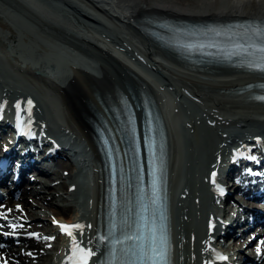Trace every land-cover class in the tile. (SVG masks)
<instances>
[{
    "label": "bare ground",
    "instance_id": "1",
    "mask_svg": "<svg viewBox=\"0 0 264 264\" xmlns=\"http://www.w3.org/2000/svg\"><path fill=\"white\" fill-rule=\"evenodd\" d=\"M31 1L38 2L37 4L40 6L42 4L44 10L47 12L49 10L51 14L57 12V15H55L59 16L58 18L63 24L73 23L76 15L84 17L97 28L99 33L95 31L90 24L84 21H80V23L84 25L79 22L77 23L83 31L79 30L78 34H74L71 31L67 32L63 28H57L54 24L47 23V21L42 20L43 18L40 19L38 16L36 17L32 8L33 11L27 6L18 7L17 3L12 4L8 1L0 0V16L10 23L7 24V22H4L0 18V27L5 30V33L3 32L5 34L3 37L5 42L0 40V52L4 55V59L2 60L4 62L2 63L7 64L9 68L13 69L16 73L15 76L18 75L19 77L18 80H15V78L10 79L8 78L10 76L7 77L5 75V78L10 79V82H8L7 79L5 80L0 76V107H3V112L5 113L14 112V114H17L19 111V117L28 121V128H30L35 136H38L40 142H46V138L54 140V142L59 144L61 148L60 152L62 154L69 153L70 155H68L71 156L73 161L78 163L80 169L89 167L92 172L91 175L94 186L92 192L93 197L86 196V193H88L87 188H84L76 180L81 170H77L76 173H74V177H71V171L74 168L70 164V166H67L68 169L65 168L69 176L62 177V182L54 185V187L49 185L52 177L47 174L43 176V185L46 190H50L49 194L53 193V189L54 192L65 189L64 194H60L57 197L64 199L70 198V207L67 210L59 206L58 208H54L53 204L45 203L43 201L44 199L38 200L37 196L39 193L30 191L26 194H22L20 201L10 203L12 207L20 204L23 205L22 209L25 210V215H22L20 211L17 213L13 210L12 216L18 218V221H20V217L25 220L37 216V214H42L44 216L52 215L57 217L55 220L61 221V224L64 225H83L86 218L85 215L79 213L77 205L80 199H85L82 208L85 206V209H88L87 207L91 206L89 207L90 209L87 216L88 222L85 223V227H83L82 230H79L80 236L82 241H85L84 244L86 246L88 245L89 248L95 252V257H98L102 252V248H99V250L95 248L97 207L100 195L99 155L90 138L83 117L79 112L80 107L86 103L96 113L106 118L102 107L94 96V88L103 86L114 89L116 92L123 95L130 103L137 117L138 128H140L141 112L135 107L139 100L140 84H144L155 99L158 108L160 105L163 110V103L160 101V96L157 94L161 88L158 90L160 86L154 81L151 76L152 74H150V72H145L142 68L137 66L135 62L116 52V50L111 47L113 41L115 45L124 47L133 55L136 53L134 51L135 49L139 51V53H136L137 55L141 54L146 56L148 60L145 59V61H149L154 68L159 70L162 74L161 76L164 77V84L161 85L164 87L162 92H165L167 87H173L172 90L175 96L182 101H184V99H188L189 102L193 101L195 108H197L196 111L201 115V117H197V114H193V111L189 113L190 111L183 106L181 101H178L180 111L186 115H190V117L188 116L189 119L186 120V123H184L185 120L183 121V126L181 127L183 130L182 135L181 129L179 133L176 132L179 137L174 136V132L171 134L172 129L168 131V197L173 264H176L177 258H179L177 264H207L208 260H212V247L210 242L212 241L211 235L213 232L209 233L210 223L213 224L211 227L213 231L217 229V209L213 205L215 198L208 179L213 172L218 174L217 170L219 168L232 167L230 162H232V164H239L238 157L240 155L249 151H254L258 149L259 145L261 147V145L264 144V115L254 117L241 111L237 114H227L224 112V109L228 103L227 101H233L243 107L260 106V108H264L263 104L248 100V92H243L242 94L234 93L240 90L245 84L254 81H264V78L252 74H247V76H245V73H243L239 74L244 76L241 78L217 81L215 80L216 78L229 77L233 75V73H241L221 67H212V69L210 68L199 72L195 71V75L200 77L197 79L173 75L164 62L180 72H185L184 69L177 67L180 65L176 63L175 56L155 47V45L142 36L138 29L131 23L149 14L197 21L231 20L234 18H247L248 16L260 20L264 19V10H262V3L264 0H214V2L213 0H79L84 3L91 12L85 10L86 8H83V6L81 8V4L78 6L73 0H56L62 1L65 7H67V10L61 9L62 13L60 12L61 10H59V13L55 9L48 7L44 3V1L47 0ZM4 5L8 6L6 9L10 8L14 9L15 12H22L19 13L22 16L23 14L31 16V18H33V21L30 19L31 24L39 28V32L44 35L46 39H50L51 37L57 41L63 42L75 50L76 54L84 56L87 62H82L81 59H75L78 57H73L65 50L45 45L31 31L17 26L15 21L11 18V15L8 14V11L4 9ZM67 11H69V15ZM106 20L120 23L118 27L122 26L120 27L121 29H126V35H131L132 39L134 37L136 41L134 42L142 47L144 52L140 51V48L132 43L133 40L130 42L124 37L126 35L123 34L122 36V33H120L118 29L116 33L114 32L115 34L111 33L115 35V37L112 38L113 35L111 36L107 33L109 31L105 27ZM13 25L20 28L22 31L20 39H16V33L11 28ZM114 30L115 29L111 30V32ZM97 35L103 41L105 39V41H93V38L99 39ZM99 43L103 46H110L111 52L120 57V61L125 62L126 65L121 64V62L115 60L108 54L110 50L109 47H105L104 50H101L103 48L99 47ZM7 48L13 51V54H10ZM158 52L166 61L160 58L164 62H157L158 60L154 61L152 58H149L156 56ZM61 58L64 59L62 63L66 66H62V64L59 63ZM142 58L143 56L141 59ZM82 65H84V67ZM209 70L213 72H209ZM91 71H94L97 76H93L92 73H90ZM36 72L38 74H36ZM172 76L178 77L179 80L177 81H179V83L175 81L177 78L174 80ZM211 79L213 81H210ZM24 80L29 82V86L24 83ZM214 80L217 82H214ZM11 81L22 85V88ZM174 81L176 82L175 85L173 84ZM39 82L51 90L50 94L54 99L53 101L62 109L64 125L61 123L58 124L57 122L54 124L55 121L53 122L52 118L48 119L50 115L46 116V118L48 117L47 119L42 116L43 114L40 116L38 111L40 107L39 102L31 89V86L34 87L33 83L39 84ZM25 87L28 89H25ZM28 100L32 101L30 109L27 104ZM18 103L20 104V109L16 107ZM230 104L231 103H229V105ZM43 110H45V108L42 109V111ZM43 112L47 114L46 111ZM162 113L166 115L164 110ZM12 120L13 118H11V121ZM8 121L9 118L0 119V122L4 125L7 124ZM198 121L202 124L200 127L208 131L203 140H198L199 136L192 139L190 134H184V132L189 133L188 130L191 128H196L194 131H198L200 128L198 127ZM165 123L167 126L168 123ZM52 125L53 127H51ZM109 126L111 127L110 123ZM212 129L215 132H213ZM209 133L212 135H209ZM177 140L182 142L183 146H185L187 153L185 156L189 160L187 164L182 163L181 167V149L178 148L179 142H177ZM192 141L196 142L195 145L198 149L193 147ZM30 143L35 146L38 141L36 142L35 139H33ZM261 148L264 149V145ZM178 152L179 155L177 158L176 155ZM60 167V163H57L55 167L56 172ZM67 181H70V184L64 188ZM244 181L245 183L248 182L245 179ZM180 183L182 184L181 191L176 194V186ZM70 186H73V193H69L68 188ZM181 194H185L183 199L178 198ZM28 198H33L30 204L27 202ZM227 207L228 208L225 206L222 211H219L224 216H227L231 211V206ZM25 225L26 223L23 224V226ZM30 226L32 229H35V224H30ZM54 229L53 226H47L44 230L40 227L38 233L41 230L43 232H50ZM56 229L59 231L60 227L58 226ZM38 233H36V235ZM181 237L183 239L180 242ZM34 239L35 238L28 241L26 249H31V253L35 254L36 259L43 260L42 264H51L53 255L51 253L39 252V243ZM68 244L69 246L72 245V240ZM254 250H256L255 245L247 249L248 253H252ZM6 252L8 256L15 257L17 260L13 261L11 264H37L31 260L32 257L24 253L22 254L19 248L8 247Z\"/></svg>",
    "mask_w": 264,
    "mask_h": 264
},
{
    "label": "rangeland",
    "instance_id": "2",
    "mask_svg": "<svg viewBox=\"0 0 264 264\" xmlns=\"http://www.w3.org/2000/svg\"><path fill=\"white\" fill-rule=\"evenodd\" d=\"M5 1H8V2H10V3H17V6L18 7H20V6H27L26 5V2H24V0H5ZM16 1V2H15ZM19 1V2H18ZM221 1V0H220ZM223 1V0H222ZM74 2L76 3V4H78V6H79V4H81V8H82V6H83V8H86L85 10H87V11H89V9H88V7H86L85 5H83V3H81V2H79V1H77V0H74ZM213 2H214V0H213ZM20 4V5H19ZM46 4H47V6L48 7H50L51 9H55L56 11H58L59 12V10H61V9H67V7H65V4L62 2V1H54L53 2V0H48V2H46ZM40 8L38 9V12H35L34 14L36 15V17L38 16L40 19H42V20H45V21H47V23H49V24H55L56 22L57 23H59L58 21H59V16H56L57 14V12L54 14H51V12L48 10V12L47 11H45L44 10V7L42 6V4H41V6H42V8H41V6L40 5H38ZM4 7H8L7 5H4ZM263 8V9H262ZM262 10H264V2L262 3ZM5 10H7L6 8H4ZM9 10H11L12 12H14V9H10V8H8ZM61 13H62V10L60 11ZM59 12V13H60ZM64 13V12H63ZM40 15H42V16H40ZM30 17V19H32L33 20V18H31V16H29ZM56 17V18H55ZM78 23V22H77ZM112 23V24H111ZM115 23V24H114ZM60 24H63V23H60ZM105 27H106V29L109 31V32H107V33H109L111 36L113 35V34H111V33H116V30L118 29L119 31H120V33H122V36H123V34L124 35H126L127 34V30L126 29H124V28H120V27H122V26H120V27H118V24L119 23H117V22H111V21H105ZM114 24V25H113ZM59 24H55L54 26L55 27H57ZM61 26V25H60ZM112 26H113V28H112ZM57 28H59V27H57ZM112 28V29H111ZM83 29H85V28H83ZM113 29H115L113 32H111V30H113ZM125 30V32H124V30ZM4 30V28H2V27H0V40L1 41H4L5 42V40L3 39V37H4V33H5V30ZM121 30H122V32H121ZM119 31H117V32H119ZM4 32V33H3ZM3 33V34H2ZM114 33V34H115ZM130 36V37H129ZM115 37V35H113L112 36V38H114ZM124 37H126L127 39H128V41H132V43L134 44V45H136L138 48H140V51H141V47L138 45V44H136L135 42V40H134V37H133V39H132V36L131 35H126V36H124ZM115 40V39H114ZM135 41V42H134ZM127 43V42H126ZM129 44V43H128ZM125 46V45H124ZM128 47H130V46H128ZM131 48L133 49V47L131 46ZM131 48H129V49H131ZM115 50H116V48H115ZM139 50V49H138ZM134 51L136 52V53H139V51H136L135 49H134ZM135 53V57H136V59H137V61H139V62H141V63H146L147 65V68L154 74V75H156L159 79H161V81H163V76H161L162 74L159 72V70L158 69H156V68H154L153 66H152V64L149 62V61H145V59L146 60H148L147 58H146V56H144V55H141V54H136ZM143 56V58L141 59V57ZM6 57V56H5ZM145 57V58H144ZM155 57V58H154ZM149 58H152L154 61H156V60H158L157 62H164V61H162L161 59H160V57L158 56V55H156V56H153V57H149ZM158 58V59H157ZM4 59V55H3V53H1L0 52V76L1 77H3V79H7V78H5L6 76L8 77V76H10V77H8V78H15V80H18V75L17 76H15L16 75V73L13 71V69H11V68H9V66L7 65V64H4V63H2V62H4V61H2ZM141 60H143V61H141ZM150 63V64H149ZM164 64L165 65H167L168 67H169V69H170V71L172 72V74L173 75H178V76H188L187 75V73H185V72H183V73H181L180 71H178V70H176L174 67H172L171 65H169V64H167V63H165L164 62ZM12 70V71H11ZM3 73V74H2ZM12 74V75H11ZM6 75V76H5ZM241 77L242 75H236V77ZM162 77V78H161ZM173 77V79L175 80L176 78V82L177 83H179V81H177V80H179L178 79V77H176V76H172ZM188 77H191V76H188ZM10 79H7V81L8 82H10ZM174 81V85L176 84V82ZM12 82V81H11ZM12 83H14V84H16L15 82H12ZM24 83H26V84H28V86H29V82H27L26 80H24ZM32 84V83H31ZM16 85H19V84H16ZM33 85H34V87L33 86H31V89H32V91L34 92V94H35V97L37 98V100H38V102H39V108H38V111H39V113H40V116L42 115V116H44L45 118H46V116H49L50 115V118H48V119H51L52 118V121L54 122L55 121V123L54 124H56V122L58 123V124H62V125H64V121H63V114H62V109L60 108V107H58L57 105H56V103H55V101H53L54 99H53V97H52V95L50 94V89L49 88H47L46 86H44L42 83H40L39 82V84H36V83H33ZM19 87L20 88H22V85H19ZM172 88L173 87H167L166 88V94H165V101H166V110L170 113V117L168 118V123L171 125V128L170 129H172V132H171V134H173V132H174V136H176V137H179V135L177 134V133H179V131H180V129H181V135H182V132H183V130H182V126H183V121L185 120V122L184 123H186V120L187 119H189V117H190V115H186V114H184L182 111H180V108H179V104H178V101H181V103L183 104V106H185L190 112L189 113H192V111H193V114H197L196 116L197 117H201V115L196 111V109L197 108H195V106H194V103H193V101H191V102H189L188 101V99H184V101H182L181 99H178V97H176L175 96V94L173 93V90H172ZM25 89H28L27 87H25ZM228 103L226 104V108L224 109V112H226L227 114H237L239 111H241V112H244V113H246V114H248V115H250V116H254V117H260V115H264V108H260V106H257V107H243V106H240L238 103H235V102H233V101H227ZM192 103V104H191ZM229 103H231L230 105H229ZM43 105V106H42ZM228 105V106H227ZM43 108H42V107ZM230 106V107H229ZM45 108V110H43V111H46V113L47 114H45V112H43L42 111V109H44ZM47 108V109H46ZM50 114H49V113ZM189 116V117H188ZM46 118V119H47ZM199 125H198V127H200V125H202L199 121L197 122ZM53 124V125H54ZM53 125L51 126V127H53ZM52 129H54V128H52ZM196 129V128H195ZM195 129H193V128H191L190 130H188L189 131V133H185L184 132V134L185 135H188V134H190V136H191V138L192 139H194V138H196V137H198L199 136V138H198V140H203L204 139V137L206 136V132H208L206 129H204V128H199V130L198 131H194ZM174 130V131H173ZM212 131L213 132H215L213 129H212ZM177 132V133H176ZM209 135H212L211 133H209ZM195 143L196 142H194V141H192V144H193V147H195L196 149H198V147L195 145ZM178 148H179V145H178ZM189 149V148H188ZM187 149V150H188ZM178 150V149H177ZM184 152L183 151H181V153H180V155L182 156V159H181V162H180V167L182 166V163H185V164H187L188 163V158L185 156V154H187L186 153V148H185V146H184ZM200 150V149H199ZM178 155H179V152L177 153V158H178ZM57 163H60V169H58V171L56 172V165H57ZM176 163H177V161H176ZM67 166H70V161H66V160H57L56 162H55V164H54V168H55V171H54V173L56 174V175H53L52 176V178L54 179V181H50L49 182V185L51 186H53L54 187V185H55V183H60V182H62V180H61V178L63 177H68L69 175H68V171L65 169V168H67L68 169V167ZM179 167V168H180ZM63 169H65V170H63ZM75 172H74V170H72L71 171V177H74V174ZM58 178V179H57ZM42 179V178H41ZM52 183V184H51ZM68 184H70V181H67L66 182V184L64 185V188H66L67 186H68ZM52 188V187H51ZM39 190L40 191H42V192H39V195L37 196V199L38 200H43L45 203H47V204H49V203H51V204H53V206H54V208H58V206L60 207V208H65L66 210L70 207L69 206V199L70 198H66V199H64V198H58L57 196H59L60 194H64V192H65V189L64 190H60L59 192H54V189H53V193H51V194H49V191L50 190H46L45 189V187H40L39 188ZM45 190V191H44ZM73 193V192H72ZM42 194V195H41ZM49 194V195H48ZM44 196V197H43ZM57 198V199H56ZM32 200H33V198H28L27 199V202L30 204L31 202H32ZM46 200V201H45ZM68 200V201H67ZM84 201H85V199H84ZM55 202V203H54ZM61 202V203H60ZM57 204V205H56ZM85 204V203H84ZM23 206V205H22ZM57 206V207H56ZM68 213H70V212H68ZM39 216V217H38ZM56 216H52V215H49V216H44V215H42V214H37V216H34V217H31L30 219H28V223L29 224H35L36 225V227L37 228H42L43 230L45 229V227L47 228V226H51V220H53V218H55ZM68 217V216H67ZM51 218V219H50ZM48 236H49V234H46L45 235V238H48ZM35 241H39V239H35ZM44 241H45V239H44ZM63 243V240H58V241H55V242H53V245H54V247H57V246H59V245H61ZM40 244H47V243H45V242H43L42 240H40ZM40 250H44V248H42V247H40ZM49 252H50V250H49ZM52 252H57V249H56V251H52Z\"/></svg>",
    "mask_w": 264,
    "mask_h": 264
},
{
    "label": "snow or ice",
    "instance_id": "3",
    "mask_svg": "<svg viewBox=\"0 0 264 264\" xmlns=\"http://www.w3.org/2000/svg\"><path fill=\"white\" fill-rule=\"evenodd\" d=\"M247 51V49H244ZM256 51L261 54L260 62L250 65V67L259 68L261 71H264V44H261L256 48ZM258 99L264 100V97H258ZM27 104L29 109L32 105V101L28 100ZM17 109H20V104L16 105ZM19 111L17 116L19 118ZM253 159H255L253 157ZM216 173H212V183L215 184ZM218 191L220 195H224V189L219 188ZM156 179L155 176L153 178V200L152 203H156ZM213 225L210 223L209 227L211 228ZM16 227V225H13ZM62 232L68 235L72 240V255L69 257V264H89L90 258L95 255V252L91 248H85L81 245L80 242L77 241L74 230H82L83 225L74 224V225H59ZM144 229L147 232V235L144 234V231H141V228L138 227L137 231L130 234L125 235L123 240L116 239L111 241L110 254L112 257L111 264H170V248L169 242L166 237L159 235L158 230L153 224L151 227L144 225ZM139 233V234H137ZM82 234V232H81ZM35 236L36 234H31ZM113 233L110 232L109 236H112ZM99 239L104 240V237H100ZM125 241H132L133 245L129 248L120 249V254L125 257V259H121L117 255V247L116 245L123 244ZM261 244L264 245V240L261 241ZM258 253L261 252V249H257ZM218 259L223 261L227 260L226 256L218 255ZM101 264H107V262L102 261Z\"/></svg>",
    "mask_w": 264,
    "mask_h": 264
},
{
    "label": "water",
    "instance_id": "4",
    "mask_svg": "<svg viewBox=\"0 0 264 264\" xmlns=\"http://www.w3.org/2000/svg\"><path fill=\"white\" fill-rule=\"evenodd\" d=\"M12 29L16 32V39H20L22 34L15 27H13V26H12ZM7 50L10 51V54H13V51H11L9 48H7ZM63 61H64V59L61 58L59 63L62 64V66H66V65H64L62 63Z\"/></svg>",
    "mask_w": 264,
    "mask_h": 264
}]
</instances>
